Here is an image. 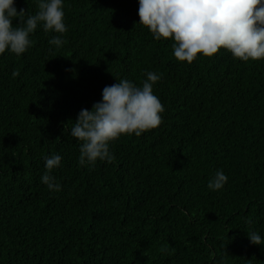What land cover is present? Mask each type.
<instances>
[{"label": "trees", "instance_id": "obj_1", "mask_svg": "<svg viewBox=\"0 0 264 264\" xmlns=\"http://www.w3.org/2000/svg\"><path fill=\"white\" fill-rule=\"evenodd\" d=\"M138 7L65 0L62 47L38 28L24 54L0 55V264H264L248 237H264V59L222 48L178 61ZM148 71L161 74L162 124L111 142V163L80 166L79 111ZM52 154L59 192L41 182ZM221 169L228 182L210 190Z\"/></svg>", "mask_w": 264, "mask_h": 264}, {"label": "clouds", "instance_id": "obj_2", "mask_svg": "<svg viewBox=\"0 0 264 264\" xmlns=\"http://www.w3.org/2000/svg\"><path fill=\"white\" fill-rule=\"evenodd\" d=\"M38 11L17 8L16 0H0V55L20 56L32 47V35L38 28L56 33L49 44L57 48L65 43V0H36ZM139 23L146 26L155 40L170 38L173 55L192 63L197 55L211 57L220 49L248 62L264 59V0H138ZM17 21L13 23V21ZM19 71H13L15 78ZM161 74L148 71L137 85L129 79H117L102 89V98L91 110L79 111L70 136L79 142L78 163L94 166L114 159L110 143L123 135L140 136L163 122L165 107L154 93ZM46 171L41 182L52 192L62 190L52 175L62 164L60 154L45 156ZM228 182L224 171L217 170L207 184L213 191ZM250 222V221H249ZM250 243L264 245L258 232L248 233Z\"/></svg>", "mask_w": 264, "mask_h": 264}]
</instances>
